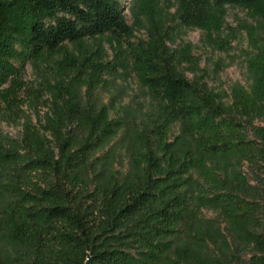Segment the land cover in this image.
Returning <instances> with one entry per match:
<instances>
[{"label": "trees", "instance_id": "obj_1", "mask_svg": "<svg viewBox=\"0 0 264 264\" xmlns=\"http://www.w3.org/2000/svg\"><path fill=\"white\" fill-rule=\"evenodd\" d=\"M152 1L134 0L136 16H154ZM176 1L178 14L131 46L160 114L136 128L132 169L116 175L99 154L124 124L82 100L89 72L46 81L45 100L24 74L66 44L130 39L124 1L0 0V264H264V0ZM232 8L248 16L236 26ZM178 20L222 33L228 53L245 35L250 86L210 87L190 48L170 46ZM12 123L18 137L3 130Z\"/></svg>", "mask_w": 264, "mask_h": 264}, {"label": "rangeland", "instance_id": "obj_2", "mask_svg": "<svg viewBox=\"0 0 264 264\" xmlns=\"http://www.w3.org/2000/svg\"><path fill=\"white\" fill-rule=\"evenodd\" d=\"M123 1L126 6L125 15L133 31L130 39L117 40L111 36H102L66 44L62 50L28 63L24 74V81L28 86L41 89L39 92H44L45 100L48 98L45 92L46 81L56 86L65 71L84 68L89 72L91 75L88 79L89 84L78 88L82 100L93 101L99 108L107 107L111 118L124 124L118 135L99 154L103 156L107 153L108 167L116 175L128 173L132 169L127 146L136 145V128L143 126L148 118L157 119L160 114V99L151 90L142 86L133 69L131 46L150 41L153 27L161 25L166 15L178 14L179 10V3L176 0H153L150 5L153 4L154 16L151 17L147 13L136 16L137 7L134 0ZM247 17V12L232 8L226 22L236 26V18ZM173 34L174 43L170 46L173 49L190 48L191 55L200 59L201 68L210 73V87L230 93L231 86L236 83L245 87L250 86L251 81L242 57V50H250L245 35L242 42L234 43V50L228 53L222 42V33L188 26L182 20H178L173 26ZM185 72L189 79H193V74L189 70ZM90 85L92 87L89 89ZM21 96L23 99L28 97L25 93ZM47 110L43 107L41 114L44 115ZM33 120L36 122L34 115ZM257 125L264 126V122L259 121ZM2 127L5 133L13 137H18L21 132V126L15 123L3 124ZM180 133V123L174 124L170 129V142H173ZM244 171L252 178L248 166ZM204 215L214 216L211 210H204Z\"/></svg>", "mask_w": 264, "mask_h": 264}, {"label": "water", "instance_id": "obj_3", "mask_svg": "<svg viewBox=\"0 0 264 264\" xmlns=\"http://www.w3.org/2000/svg\"><path fill=\"white\" fill-rule=\"evenodd\" d=\"M86 264H91V260L90 259H88V261H87V263Z\"/></svg>", "mask_w": 264, "mask_h": 264}]
</instances>
